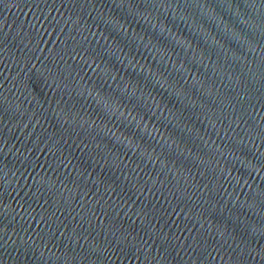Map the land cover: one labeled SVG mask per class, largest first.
<instances>
[{"label":"water","instance_id":"95a60500","mask_svg":"<svg viewBox=\"0 0 264 264\" xmlns=\"http://www.w3.org/2000/svg\"><path fill=\"white\" fill-rule=\"evenodd\" d=\"M0 264H264V0H0Z\"/></svg>","mask_w":264,"mask_h":264}]
</instances>
